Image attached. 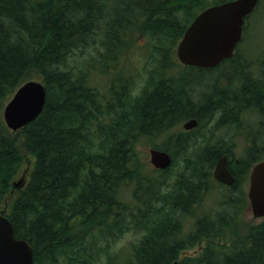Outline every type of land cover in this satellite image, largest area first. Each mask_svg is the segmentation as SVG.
<instances>
[{"label": "trees", "instance_id": "trees-1", "mask_svg": "<svg viewBox=\"0 0 264 264\" xmlns=\"http://www.w3.org/2000/svg\"><path fill=\"white\" fill-rule=\"evenodd\" d=\"M203 1L0 0V211L14 236L32 246V264H264V217L247 224L237 237V206L245 194L231 195L248 167L237 168L233 186L226 187V201L215 205L218 209L201 210L214 164L228 153L223 144L201 147L190 165L196 179L180 175L172 184L144 173L134 149L141 135L173 127L186 116L196 118L194 131L216 112L217 126L239 125V111L250 106L259 117L255 125L264 130L263 82L251 78L253 84L241 85L233 96L219 95L216 84L206 83L202 89L208 91L197 96L196 89L190 90L183 100V94H175L159 78L151 90L128 97V78L116 77L117 85L110 83L101 92L89 78L96 58L86 59V66V60L76 63L92 47L101 69H107L118 51L132 43L127 32L138 27L158 49L159 62L171 64L167 54L195 15L226 0L204 6ZM32 74L40 76L46 89L43 109L11 131L2 118L3 106ZM185 78L196 88L201 83ZM191 133H175L171 153L166 146L154 147L172 156L171 166L158 174L168 175L174 154L184 151ZM251 144L247 165L264 159V134L254 133ZM20 171L25 172L24 184L13 189ZM185 217H194L186 231ZM128 231L138 236L124 257L126 246L114 243ZM226 233L236 238L230 243L214 240ZM202 241L206 244L198 252L184 253Z\"/></svg>", "mask_w": 264, "mask_h": 264}, {"label": "rangeland", "instance_id": "rangeland-1", "mask_svg": "<svg viewBox=\"0 0 264 264\" xmlns=\"http://www.w3.org/2000/svg\"><path fill=\"white\" fill-rule=\"evenodd\" d=\"M213 1L214 0H204L202 4L204 6L207 3H212ZM201 7H199V9ZM248 21L245 24V29L243 26L242 39L237 44V49L234 56L231 59H228L226 62L219 64L217 68L215 67V69L213 68L212 70L208 71L196 70L195 68H186L185 65L179 62L175 55V47L178 40L172 45L170 52L167 54V61L172 60L171 64H169V62H166L165 64L160 63V60L157 58L158 49L152 47V40H150L149 36L144 32H141L138 27L135 29L131 28L127 32V38L132 43L129 44L130 46H128V48H123L118 51L119 54H117L116 59L108 64L107 69H101V66L97 61L99 55L92 47L87 48L83 57L77 59L76 63L78 66H81L79 64L90 58V56L96 58V61H93L92 63L93 66L92 70L89 72V78L92 80L93 84L100 86V90H102L101 92H104L103 90H106L110 83L117 85L118 77L128 78L127 82L125 83L126 88L129 87L130 90L128 97H134L140 94L142 95L143 93L151 90L159 78L164 79V82L170 87H174L175 84H183V81L187 80L185 78L186 75L191 79L197 78L196 80H200L202 83H200L197 88L195 86L192 87V90L194 88L196 89L195 95L197 96L201 93L200 89L204 88L206 83L212 82L218 86L216 88V93L223 96H226L225 94H231V96H233V90H239L241 85L248 83L253 84V80H250L251 78L262 81V88L264 89V73H261L262 68L264 69V0L258 1L255 8L249 14ZM87 62L88 61L86 60L84 66H86ZM261 75H263L261 77L262 79L260 78ZM31 79L41 81L40 76H37L36 74H32ZM219 114V112H216L214 117L211 119L209 118V122L203 121V124L199 128H197L195 131H191V139L189 140L190 143H188V146L183 149V152L180 154H174V163L167 173L168 175H164L163 173L158 174V169L151 165L149 162L148 149L154 147L163 148L166 146L168 149L170 148V153L176 149L173 146V137L177 131H180L181 128L183 129L182 122H184L189 116L180 119L181 121L169 129H162L156 134L141 135L134 145V149L136 151V159L140 164L142 171L148 175L157 176L166 184L174 183L178 178H180V175H182L185 179H196L194 176L190 175V165L194 166L195 163H193V159L195 154L207 143L223 144L225 148H227V154L231 160V163L234 164L235 160L238 161L237 165H235V169L240 167V165L248 167L249 169L253 164V161H250L247 165L248 162L246 155L248 147L252 143L254 133L257 132L264 134V130L258 129V127L255 125L259 119L257 112L253 106L245 108L243 111L238 113L240 115H238L237 124L239 125H236L235 123L229 128L225 126H217ZM242 117L246 122L243 121ZM251 128H253L252 130L254 132H252ZM186 158H188V161ZM190 160L192 163H190ZM186 161L189 164L188 166L184 164ZM30 164L31 161L29 160V162L24 165V168L28 167ZM22 173L25 172L20 171V173L15 177V181L22 175ZM246 173L244 177L242 175V178H240L238 182V191L234 192L235 194H232L231 196L232 198H237V195L240 196L242 191L245 194V199L242 202H235L239 203L238 213L240 216L237 237L242 235L247 224L257 223L263 218L254 217L252 214L246 194L248 184V180H245L247 176ZM163 177L166 178L164 179ZM208 184L209 185H206L205 196L202 202V210H204L205 207H214L216 203H223L226 201V194L228 192L226 185L216 181L214 178L213 181ZM168 186L171 187V185ZM193 218L194 217H185V230H188L191 227ZM137 236L138 234H135L134 231H128L122 234L119 239L115 241V246H126L123 250L124 257L130 255L131 248L128 245L130 242L135 241ZM235 238L236 235H232V233H226L224 238H215L214 240L218 243H230ZM102 243L104 242L102 241ZM204 244H206V241L200 242L193 248L186 250L184 253L195 254L200 250V245L203 246Z\"/></svg>", "mask_w": 264, "mask_h": 264}, {"label": "water", "instance_id": "water-1", "mask_svg": "<svg viewBox=\"0 0 264 264\" xmlns=\"http://www.w3.org/2000/svg\"><path fill=\"white\" fill-rule=\"evenodd\" d=\"M258 0H226L200 10L179 38L175 55L184 65L211 68L232 57L241 40L245 18ZM46 97L44 84L36 79L21 83L5 102L2 118L8 129L17 131L36 118L42 111ZM197 125L195 118L183 122L184 129ZM149 162L156 169H166L172 163L171 155L163 149L149 148ZM215 180L230 185L234 178L226 166V157L220 156L213 167ZM25 174L12 182L18 189L24 184ZM247 199L254 217L264 216V159L255 162L249 171ZM33 248L24 238L14 236L13 226L0 211V264H32ZM174 262L173 264H176Z\"/></svg>", "mask_w": 264, "mask_h": 264}, {"label": "flooded vegetation", "instance_id": "flooded-vegetation-1", "mask_svg": "<svg viewBox=\"0 0 264 264\" xmlns=\"http://www.w3.org/2000/svg\"><path fill=\"white\" fill-rule=\"evenodd\" d=\"M229 59H231V58H229ZM186 66V65H185ZM186 67H188V66H186ZM199 68V67H198ZM194 85H191L190 84V81H188V80H184L183 81V84L181 83V84H178V85H176L175 84V86L174 87H170L174 92H175V94H177L178 92H181V94H183V100H185L186 99V93L187 92H189L190 90H192V87H193ZM183 87V88H182ZM184 88H186V89H184ZM180 89V90H179ZM206 92V91H208V90H204V89H202L201 90V93L202 92ZM186 92V93H185ZM193 116H189V118H192ZM188 118V117H187ZM193 118H195V117H193ZM196 119V118H195ZM195 127H193V128H191V129H180V132H183V133H187V132H191L193 129H194ZM222 155H224L225 157H226V166H227V169L229 170V172L232 174V176H233V178H234V173L236 172V171H238V169L236 168L235 169V165H237V160H235V163L234 164H232L231 163V160H230V158H229V156H228V154L226 153V154H222ZM229 158V159H228ZM231 165V166H230ZM247 174V176H246V178H245V180H248V174H249V170H248V172L246 173ZM223 184V183H222ZM223 185H225V184H223ZM226 186H229V185H226Z\"/></svg>", "mask_w": 264, "mask_h": 264}, {"label": "bare ground", "instance_id": "bare-ground-1", "mask_svg": "<svg viewBox=\"0 0 264 264\" xmlns=\"http://www.w3.org/2000/svg\"><path fill=\"white\" fill-rule=\"evenodd\" d=\"M221 2H222V1H221ZM248 22H249V21H248ZM114 53H115V52H114ZM252 68H253V67H252ZM254 70H255V68H254ZM248 71H249V69H248ZM252 71H253V70H252ZM167 80H168V79H167ZM208 80H209V79H208ZM175 82H176V81H175ZM175 82H174V83H175ZM209 82H210V80H209ZM215 83H217V82H215ZM238 83H239V82H238ZM194 86H195V85H194ZM209 86H210V85H209ZM195 87H196V86H195ZM197 87H198V86H197ZM215 87H218V86L216 85ZM220 87H221V86H220ZM182 88H183V87H182ZM184 89H186V88H184ZM194 89H195V88H194ZM212 89H213V88H212ZM179 90H180V89H179ZM222 90H223V89H222ZM232 90H233V89H232ZM219 91H221V90H219ZM233 91L235 92L236 90H233ZM191 92H192V90H191ZM193 92H194V91H193ZM228 92H229V91H228ZM185 93H186V92H185ZM188 93H189V92H188ZM194 93H195V92H194ZM220 93H221V92H220ZM125 94L128 95L127 90H125ZM192 94H193V93H192ZM224 94H225V93H224ZM206 95H207V94H206ZM225 95H226V94H225ZM229 96H231V94H230ZM229 96H228V97H229ZM204 97H205V96H204ZM193 98H194V97H193ZM199 98H200V97H199ZM191 99H192V98H191ZM204 99H205V98H204ZM204 99H203V101H204ZM193 100H195V98H194ZM206 100H207V99H206ZM199 101H200V100H199ZM199 101H198V102H199ZM201 101H202V100H201ZM203 103H204V102H203ZM199 104H200V103H199ZM197 105H198V104H197ZM199 109H200V107H199ZM199 109H198V110H199ZM202 110H203V109H202ZM200 112H201V111H199V113H200ZM239 112H240V111H239ZM203 113H204V112H203ZM200 115H201V114H200ZM238 115H240V114H238ZM211 116H212V115H211ZM200 117H201V116H200ZM213 117H214V116H213ZM188 118H189V117H188ZM188 118H187V119H188ZM192 118H193V117H192ZM239 118H240V117H239ZM242 118H243V117H242ZM258 120H259V119H258ZM180 121H181V120H180ZM243 121H245L244 118H243ZM208 122H209V121H208ZM245 122H246V121H245ZM182 123H183V122H182ZM247 124H248V123H247ZM173 125H174V124H173ZM173 125H172V126H173ZM174 126H175V125H174ZM253 127H254V126H253ZM167 129H169V126H168ZM252 129H253V128H251V130H252ZM177 132H178V131H177ZM252 132H254V131L252 130ZM190 139H191V138H190ZM191 141H192V140H191ZM170 143H172V142H170ZM187 143H188V142H187ZM189 143H190V142H189ZM255 143H256V142H255ZM171 145H172V144H171ZM251 145H252V144H251ZM187 146H188V145H187ZM249 146H250V145H249ZM169 149H170V148H169ZM170 151H171V150H170ZM246 156H247V155H246ZM243 157H244V156H243ZM243 157H242V158H243ZM228 159H229V158H228ZM233 159H234V158H233ZM253 163H254V162H253ZM171 164H172V163H171ZM230 166H231V165H230ZM236 172H237V171H236ZM246 175H247V174H246ZM235 181H236V180H235ZM246 181H247V180H246ZM231 185H232V184H231ZM237 185H238V184H237ZM232 186H233V185H232ZM228 187H229V186H228ZM242 187H243V186H242ZM227 189H228V188H227ZM224 193H225V192H224ZM221 194H222V193H221ZM229 194H230V193H229ZM226 195H227V194H226ZM231 196H232V195H231ZM237 196L239 197V195H237ZM227 197H228V196H227ZM202 205H203V204H202ZM226 207H227V206H226ZM237 207H238V206H237ZM216 208H217V207L215 206V210H216ZM221 208H222V207H221ZM209 209H210V208H209ZM217 209H218V208H217ZM219 209H220V208H219ZM222 209H223V208H222ZM225 209H226V208L224 207V210H225ZM196 210H197V209H196ZM196 210H195V211H196ZM201 210H202V209H201ZM209 211H210V210H209ZM219 211H220V210H219ZM196 212H197V211H196ZM191 214H192V213H191ZM215 214H216V213H215ZM195 216H196V215H195ZM197 216H198V215H197ZM197 216H196V217H197ZM199 216H200V213H199ZM189 219H190V218H189ZM82 227L84 228V226H82ZM194 228H195V227H194ZM185 231H186V230H185ZM78 232H79V231H78ZM106 237H107V236H106ZM140 237H141V236H140ZM139 239H140V238H139ZM127 249H128V248H127ZM197 252H198V251H197ZM103 255H104V254H103ZM183 256H184V255H183ZM180 259H181V258H180Z\"/></svg>", "mask_w": 264, "mask_h": 264}]
</instances>
